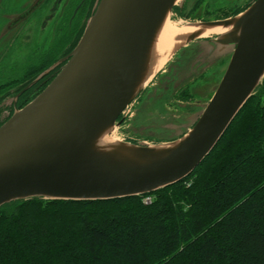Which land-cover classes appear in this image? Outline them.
<instances>
[{
    "label": "water",
    "instance_id": "1",
    "mask_svg": "<svg viewBox=\"0 0 264 264\" xmlns=\"http://www.w3.org/2000/svg\"><path fill=\"white\" fill-rule=\"evenodd\" d=\"M184 2L99 1L54 79L0 126V207L142 196L183 180L205 159L264 79V0L231 18L195 23L194 35L229 28L207 36L228 64L183 134L154 144L109 138L158 71L161 28Z\"/></svg>",
    "mask_w": 264,
    "mask_h": 264
},
{
    "label": "trees",
    "instance_id": "2",
    "mask_svg": "<svg viewBox=\"0 0 264 264\" xmlns=\"http://www.w3.org/2000/svg\"><path fill=\"white\" fill-rule=\"evenodd\" d=\"M194 171L142 196L5 204L0 264H264V79Z\"/></svg>",
    "mask_w": 264,
    "mask_h": 264
},
{
    "label": "rangeland",
    "instance_id": "3",
    "mask_svg": "<svg viewBox=\"0 0 264 264\" xmlns=\"http://www.w3.org/2000/svg\"><path fill=\"white\" fill-rule=\"evenodd\" d=\"M30 1L15 0L16 12L9 16L2 15L1 19L4 23L0 26V85L7 84L4 92L6 90L9 96L18 92L21 101L25 96L24 101L21 102L23 105L29 103L40 93L39 83L47 79L56 68V65L48 66L49 64L47 67L40 66L34 70L31 77L25 81L19 80L23 79L21 76L28 71L26 67L40 57H33V49L41 48L43 54L46 55L47 49L53 42V35L49 31L38 33L32 40L31 29H26L20 35L22 37L19 36V42L15 44L14 30H5L8 21L25 8ZM254 1L185 0L182 17L176 18L172 10L171 20L175 24L179 21L183 24H195L223 20L243 13ZM217 55L218 52L208 42V37L196 39L190 37L184 46L174 51L149 80L146 86L148 90L145 88L146 92L140 100L125 111L126 118L123 119L124 121L121 120L117 127L119 128L118 133L124 136L123 139L126 141L128 137H135L154 144L175 139L183 134L195 122L202 105L210 100L214 87L223 76L228 58L222 59ZM56 58L57 56L51 60L50 64ZM202 73H205L202 78L191 83L193 78ZM31 80L35 81L34 85H30L28 90L22 93L18 91ZM173 82H175L174 86L171 84ZM168 85L172 89L164 90L163 88ZM186 87L193 94L191 98L179 96ZM148 198L144 197L143 201ZM149 199L151 203L152 197Z\"/></svg>",
    "mask_w": 264,
    "mask_h": 264
},
{
    "label": "flooded vegetation",
    "instance_id": "4",
    "mask_svg": "<svg viewBox=\"0 0 264 264\" xmlns=\"http://www.w3.org/2000/svg\"><path fill=\"white\" fill-rule=\"evenodd\" d=\"M99 1L100 0H31L25 8L21 9L15 16H13L8 21L7 28L5 30H14L15 44L19 42V36L22 35L26 29H31L32 40L42 31H49L53 35V42L50 44L49 49H47L46 55L43 54V50L41 48L37 49L38 47H36L33 49V57H40L26 67V70L28 71L24 72L21 76L23 79L19 80L25 81L28 77H31L34 70L40 66L47 67L48 64V66L56 65V68L51 75L39 83L38 88H40L39 92H41L54 79L62 66L66 63L69 54L76 46L84 31L87 20L95 11ZM15 6V0H0V26L4 23L2 22L1 16L12 15L16 12L14 9ZM184 8L185 4L181 8L175 7L173 9L176 18L182 17ZM213 38L214 37H212V39ZM41 45L43 46L44 44ZM55 56H57V58L50 64L51 60ZM204 75L205 73H202L200 76L197 75L193 78L191 83L198 81ZM33 80L26 82L25 85L18 91L22 93L26 89L28 90L30 85L35 84V81L33 82ZM11 82L12 81H10V83ZM171 84L174 86L175 82ZM6 85V83L0 85V126L4 124L16 110L21 109L27 104L23 105L21 103L24 101L23 99L25 96L22 97L21 101V99H19L18 92L17 94L15 93L10 96L6 94V90L4 92V89L7 87ZM146 89H144L134 99V101L130 103L128 108H130L133 103L140 100L146 92ZM163 89L169 91L172 88L168 85V87L165 86ZM192 95V92L186 87L183 92L181 91L179 96H183V98H191ZM125 118L126 114L124 113L120 116L119 121ZM126 141L134 144L143 142L148 143L147 141H142L141 139L135 137H128L126 138Z\"/></svg>",
    "mask_w": 264,
    "mask_h": 264
},
{
    "label": "bare ground",
    "instance_id": "5",
    "mask_svg": "<svg viewBox=\"0 0 264 264\" xmlns=\"http://www.w3.org/2000/svg\"><path fill=\"white\" fill-rule=\"evenodd\" d=\"M196 25L186 23L183 24L182 21H179L177 22V24H175L171 20V18L165 21L156 43L154 54V63H156V70L161 68L166 63L167 59L171 56L176 47V44L179 41H183L184 43H186V41H188L190 37L203 38L210 36L211 34L221 35L229 30V28L223 30H205L202 33L194 35ZM210 38H212V36H210ZM118 130L119 128H116L109 138L115 141H124V136L118 133Z\"/></svg>",
    "mask_w": 264,
    "mask_h": 264
},
{
    "label": "built area",
    "instance_id": "6",
    "mask_svg": "<svg viewBox=\"0 0 264 264\" xmlns=\"http://www.w3.org/2000/svg\"><path fill=\"white\" fill-rule=\"evenodd\" d=\"M145 204H148L150 202V199L148 198L147 200L143 201Z\"/></svg>",
    "mask_w": 264,
    "mask_h": 264
}]
</instances>
